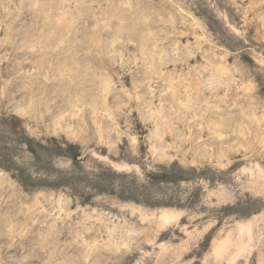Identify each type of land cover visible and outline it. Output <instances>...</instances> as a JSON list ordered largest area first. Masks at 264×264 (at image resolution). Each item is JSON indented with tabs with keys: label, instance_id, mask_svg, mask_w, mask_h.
Listing matches in <instances>:
<instances>
[{
	"label": "rangeland",
	"instance_id": "rangeland-1",
	"mask_svg": "<svg viewBox=\"0 0 264 264\" xmlns=\"http://www.w3.org/2000/svg\"><path fill=\"white\" fill-rule=\"evenodd\" d=\"M0 264H264V0H0Z\"/></svg>",
	"mask_w": 264,
	"mask_h": 264
},
{
	"label": "trees",
	"instance_id": "trees-1",
	"mask_svg": "<svg viewBox=\"0 0 264 264\" xmlns=\"http://www.w3.org/2000/svg\"><path fill=\"white\" fill-rule=\"evenodd\" d=\"M76 157H77V155H76V156H75V155H72V157H71V158L75 160V159H76Z\"/></svg>",
	"mask_w": 264,
	"mask_h": 264
}]
</instances>
